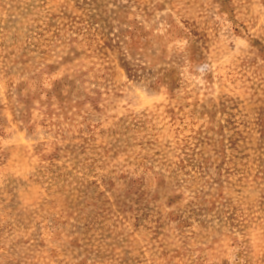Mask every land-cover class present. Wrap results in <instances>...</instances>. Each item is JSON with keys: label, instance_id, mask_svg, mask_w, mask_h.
<instances>
[{"label": "rangeland", "instance_id": "obj_1", "mask_svg": "<svg viewBox=\"0 0 264 264\" xmlns=\"http://www.w3.org/2000/svg\"><path fill=\"white\" fill-rule=\"evenodd\" d=\"M0 264H264V0H0Z\"/></svg>", "mask_w": 264, "mask_h": 264}]
</instances>
